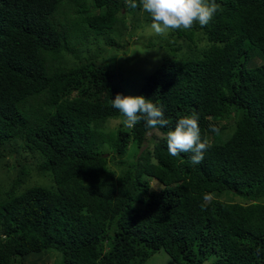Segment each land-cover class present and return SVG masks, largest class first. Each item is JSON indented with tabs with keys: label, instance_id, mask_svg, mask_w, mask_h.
Wrapping results in <instances>:
<instances>
[{
	"label": "trees",
	"instance_id": "1",
	"mask_svg": "<svg viewBox=\"0 0 264 264\" xmlns=\"http://www.w3.org/2000/svg\"><path fill=\"white\" fill-rule=\"evenodd\" d=\"M216 2L209 25L169 32L172 54L137 91L168 121L148 148L143 120L102 131L120 91L98 56L140 8L0 0V161L33 157L0 190V264L45 251L56 264H144L159 249L175 264H264V0ZM73 36L90 38L77 52ZM193 112L211 144L195 165L162 138ZM105 141L111 158L131 152L118 175Z\"/></svg>",
	"mask_w": 264,
	"mask_h": 264
},
{
	"label": "rangeland",
	"instance_id": "2",
	"mask_svg": "<svg viewBox=\"0 0 264 264\" xmlns=\"http://www.w3.org/2000/svg\"><path fill=\"white\" fill-rule=\"evenodd\" d=\"M150 25V15L142 11L141 8L134 14H128V16H126L123 20V27H120L118 31L119 35H112L118 47L103 46L99 53L98 60L108 66L111 72L112 82L118 87L120 94L122 95L136 96L144 79L159 65L164 57L172 54L169 53L165 43L170 42L173 38L169 36V33L165 36L155 34ZM73 37L74 38H72L71 43L75 46L77 52L90 38L80 39L75 36ZM100 45L102 46L101 42ZM186 55H188V53L183 51L173 54V56L177 58ZM262 61L263 59L252 57L249 65H256ZM122 121V115L119 114L117 117L112 118L110 122L106 123L104 127H102V131L108 134ZM224 124L227 126L228 130L232 125V121H225ZM153 135L154 140L160 137V134L155 129L148 132L146 135V137H150V143L147 142L146 144L148 148L151 147V137ZM107 146L108 144L106 141L101 145V148L104 150V157L107 160V166L112 171H115V175H118L121 170L119 162L130 161L132 158L131 152H128L126 155L119 158H111L112 153L108 151ZM143 147L144 146H142L141 149ZM32 160V155L25 151L22 153V156L7 154L0 161V190H5L9 182L15 179L18 174V169L21 168V163H24V161L26 163H32ZM42 180L43 182L47 181L46 179ZM148 180L151 188L155 189L159 185L153 178ZM235 198L236 197H233V199ZM46 252L48 251H45L44 254L42 253L40 257L28 256L26 258V262L32 261L35 264H56V254L53 252ZM144 264L175 263L162 249H159L152 255L148 256L144 261ZM202 264H208L207 260L203 261Z\"/></svg>",
	"mask_w": 264,
	"mask_h": 264
},
{
	"label": "clouds",
	"instance_id": "3",
	"mask_svg": "<svg viewBox=\"0 0 264 264\" xmlns=\"http://www.w3.org/2000/svg\"><path fill=\"white\" fill-rule=\"evenodd\" d=\"M125 3L129 8H141L148 13L151 29L161 36L174 30L190 29L197 23L201 27L207 26L220 9L216 0H125ZM111 106L123 115L125 127L132 128L141 120L145 121L149 129L168 125L162 107L143 95L125 96L117 93L111 100ZM212 131L219 133L220 129L213 126ZM162 138L166 140L171 156L190 153V161L194 165L203 161L204 153L211 147L207 137L202 139L199 115L195 112L181 116L174 129L168 130Z\"/></svg>",
	"mask_w": 264,
	"mask_h": 264
}]
</instances>
